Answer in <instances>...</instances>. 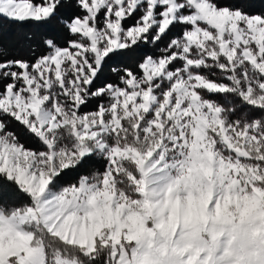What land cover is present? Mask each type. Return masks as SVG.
Returning <instances> with one entry per match:
<instances>
[{
    "label": "snow or ice",
    "instance_id": "obj_1",
    "mask_svg": "<svg viewBox=\"0 0 264 264\" xmlns=\"http://www.w3.org/2000/svg\"><path fill=\"white\" fill-rule=\"evenodd\" d=\"M0 264H264V0H0Z\"/></svg>",
    "mask_w": 264,
    "mask_h": 264
}]
</instances>
